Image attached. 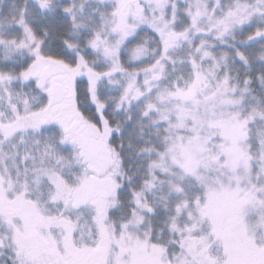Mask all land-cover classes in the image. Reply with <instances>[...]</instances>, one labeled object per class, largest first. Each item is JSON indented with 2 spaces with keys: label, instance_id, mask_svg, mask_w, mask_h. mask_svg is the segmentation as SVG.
<instances>
[{
  "label": "snow or ice",
  "instance_id": "snow-or-ice-1",
  "mask_svg": "<svg viewBox=\"0 0 264 264\" xmlns=\"http://www.w3.org/2000/svg\"><path fill=\"white\" fill-rule=\"evenodd\" d=\"M0 264H264V0H0Z\"/></svg>",
  "mask_w": 264,
  "mask_h": 264
}]
</instances>
